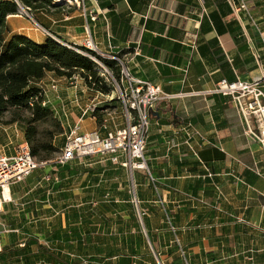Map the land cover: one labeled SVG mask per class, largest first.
I'll return each mask as SVG.
<instances>
[{"label":"crops","instance_id":"obj_1","mask_svg":"<svg viewBox=\"0 0 264 264\" xmlns=\"http://www.w3.org/2000/svg\"><path fill=\"white\" fill-rule=\"evenodd\" d=\"M238 1L84 0L81 8L33 11L35 27L29 24L27 34L21 33L26 23L12 21L19 15L8 17V36L36 43L53 37L83 48L91 35L102 58L135 78L173 97L196 94L163 100L152 113L149 171L124 168L126 156L115 164L109 154L86 155L65 166L43 164L11 184L0 216V264H137L150 241L157 264L164 246L176 255L170 264H264V151L246 135L231 100L209 92L223 79L264 78V0H248V11L236 14ZM34 85L44 88L45 107L61 121L65 137L75 125L102 136L111 133V123L116 130L126 126L123 115V123L116 125L114 117L106 129L97 128L91 112L83 117L90 104L106 110L103 120L116 113L112 95L83 81L74 87L48 73ZM188 126L205 141L187 144ZM16 147L11 137L0 145L8 156ZM130 207L137 215L119 218L118 210L125 214ZM130 225L133 231L126 232L123 226ZM118 226L124 255L113 233Z\"/></svg>","mask_w":264,"mask_h":264},{"label":"built area","instance_id":"obj_2","mask_svg":"<svg viewBox=\"0 0 264 264\" xmlns=\"http://www.w3.org/2000/svg\"><path fill=\"white\" fill-rule=\"evenodd\" d=\"M54 4L76 5L81 8L84 0H52ZM233 5L235 0H229ZM248 0H239L234 7L236 14L248 11ZM30 10V9H28ZM31 11V10H30ZM264 45V40H263ZM196 44L192 43V47L196 49ZM84 52L97 65L106 67L97 60L91 53L100 55L93 38L89 35L84 43ZM114 60L115 57H109ZM120 80L113 77L106 69L110 77V82L115 86L123 116L126 120V126L116 130V132L108 133L106 136L100 135L99 132L81 131L79 125H75L66 136L65 147L56 155V158L50 161L39 163L31 155V148L26 141L19 144L13 155H6L0 148V216L3 211L5 202V192L11 184L22 182L27 176L32 174L34 170L43 164L62 165L65 166L77 156L101 155L109 154L114 156L113 163L119 162V157L126 156L127 160L122 166L128 170L149 171L146 162L147 136L150 129V117L156 110L161 101L166 99H174L175 97H185L196 93L180 94L175 97L163 93L161 87H157L150 82L135 78L130 71L124 66ZM104 75V74H103ZM74 87H78L79 81H83L79 76L69 79ZM42 89L44 96L45 90ZM52 90H57V83L54 82ZM211 94L223 95L229 98L237 109L238 114L247 126L246 135L259 143L262 151H264V78H255L250 81L242 80L238 77L235 82H229L223 79L216 85L214 90L209 91ZM112 101V100H111ZM46 102L43 103L45 107ZM97 111L96 104H90L83 110V117L89 112L94 114ZM114 115L109 113L108 118L102 122V128L107 127V122L113 120ZM186 136L187 144H191L192 140L205 138L193 126L187 127ZM174 147L175 144L171 143ZM135 200V196L133 198ZM4 228L2 219H0V253L1 241Z\"/></svg>","mask_w":264,"mask_h":264},{"label":"trees","instance_id":"obj_3","mask_svg":"<svg viewBox=\"0 0 264 264\" xmlns=\"http://www.w3.org/2000/svg\"><path fill=\"white\" fill-rule=\"evenodd\" d=\"M21 4L33 11H48L59 5L52 0H0V119L11 112L16 117L8 124L16 123L21 121L20 113H30L29 118L24 120V141L29 143L32 157L41 163L53 160V156L60 153L55 137L63 134V130L60 122L55 120V131L39 133L36 124L52 120L55 116L48 107L43 106L45 97L42 89L34 84L51 73L67 80L79 76L89 89L97 93L110 94L111 87L100 67L84 54L88 52L84 48L66 47L53 37L36 43L25 35L8 36L7 19L20 13ZM91 54L106 66L109 73L111 71L113 77L120 80V64ZM100 112L101 109H97L93 114L99 125L104 117Z\"/></svg>","mask_w":264,"mask_h":264},{"label":"rangeland","instance_id":"obj_4","mask_svg":"<svg viewBox=\"0 0 264 264\" xmlns=\"http://www.w3.org/2000/svg\"><path fill=\"white\" fill-rule=\"evenodd\" d=\"M22 5V4H21ZM58 5V4H57ZM61 5V4H60ZM23 6V5H22ZM52 10L54 11H59V9H56L55 7H52L50 8L48 11L51 12ZM20 18H12V21L14 20H18V21H23L24 23H26V29H23L21 33H28L29 30H28V27H29V24H31V26L35 27V22L32 21V19H34V13H33V10H28V8L26 6H23V8H20V13L18 14ZM35 20V19H34ZM40 29V28H39ZM42 30V29H41ZM97 55V54H96ZM98 56V55H97ZM99 60V59H98ZM100 61V60H99ZM101 62V61H100ZM102 63V62H101ZM103 64V63H102ZM104 65V64H103ZM101 69V73L104 74L105 76H107L108 78L109 75L107 74L106 72V69L103 68L102 66L98 65ZM106 67V66H105ZM111 73V71H110ZM112 74V73H111ZM107 83L110 85V95H112V97H114V100L115 102H113V110L116 111L115 113V124L118 125L119 123H123L122 122V119H123V114H122V110H121V105H120V99H119V94L117 93V90L115 88V86H113L108 80H107ZM100 114H102V117L105 116L107 114L106 110L105 109H101V112ZM20 115V119L21 121L20 122H16V123H9V121H12V119L14 117H16V115L14 113H11L9 112V114H5L1 119H0V145H4L8 142V137H11V140L13 141V143H15V145L17 144V146L19 144H21L22 141L18 142V138H22L24 136L25 138V133L24 131H22L21 129H19V132L18 133H21V136L18 137V133L15 131V128H14V125H17V127L19 128L20 126L24 127L25 128V125H26V121L24 122V120H27L30 116V113L27 112V111H24L22 113L19 114ZM55 116V115H54ZM58 121L60 122L61 124V121L55 116L52 118V120H44V121H40V123H37L36 124V127H38V131L40 134H42L44 131H55L56 129V125L54 124L53 121ZM120 120V121H119ZM23 121V122H22ZM96 125H97V128L99 129L100 128V125L98 124V121L96 120ZM112 125L111 128L109 129L110 132H114L116 131V127H114L115 125L114 124H110ZM62 126V124L60 125ZM123 126V125H121ZM62 130H63V134H58L57 137H55V143L58 145V142L57 140H61L63 143H66V137H65V130H64V126H62ZM14 133V134H13ZM59 146V145H58ZM59 152H57L52 159H55L56 158V155L58 154ZM132 178V177H131ZM131 180V179H130ZM129 185V187H131V181L130 183L128 182L127 183ZM97 195H99L100 197L102 196L101 193H98ZM119 212H121V214L119 216V218H121V216H129L133 213H135V215H137V211L134 207H130L129 209H125V211H127V213L123 214L122 213V210H118ZM124 211V209H123ZM136 211V212H135ZM97 212V216L100 217V215H103V213H106L107 211L105 210H102V212ZM129 212V213H128ZM134 225H130V226H123V229H126V232H130V231H133L134 229ZM116 230H114L113 233L116 234L115 236V241H116V244L117 245H121V250L119 252H122V254H127L124 250H123V245H124V242L125 241H120L121 238H123L124 236L122 235L123 233V229L121 227H115ZM110 233V232H109ZM130 242V241H129ZM128 242V244H130ZM120 249V248H119ZM153 249L155 250V247L154 245H152L151 241H150V244H148L147 242V247L146 248H142L140 250V252H138L137 256L139 258L137 264H157V260L155 259V256L153 255ZM167 249L164 248L162 249V256H161V259L159 258V256H157L158 260L161 262V264H170L173 259L176 260V255L174 256H171L172 254L174 253H170L167 255V253L165 252ZM104 261V259L102 260ZM111 262V261H110ZM114 262V261H112ZM132 264V263H131Z\"/></svg>","mask_w":264,"mask_h":264},{"label":"bare ground","instance_id":"obj_5","mask_svg":"<svg viewBox=\"0 0 264 264\" xmlns=\"http://www.w3.org/2000/svg\"><path fill=\"white\" fill-rule=\"evenodd\" d=\"M8 191H9V190L7 189V190H6V196H7V197H8Z\"/></svg>","mask_w":264,"mask_h":264},{"label":"water","instance_id":"obj_6","mask_svg":"<svg viewBox=\"0 0 264 264\" xmlns=\"http://www.w3.org/2000/svg\"><path fill=\"white\" fill-rule=\"evenodd\" d=\"M65 46V45H64ZM108 71V70H107Z\"/></svg>","mask_w":264,"mask_h":264}]
</instances>
